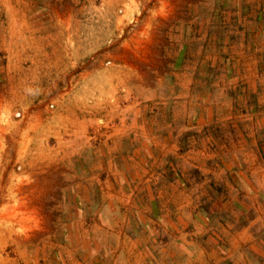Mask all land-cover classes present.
Listing matches in <instances>:
<instances>
[{"label": "rangeland", "instance_id": "374dc122", "mask_svg": "<svg viewBox=\"0 0 264 264\" xmlns=\"http://www.w3.org/2000/svg\"><path fill=\"white\" fill-rule=\"evenodd\" d=\"M112 1L0 0V264H264V0Z\"/></svg>", "mask_w": 264, "mask_h": 264}, {"label": "crops", "instance_id": "0c3cea01", "mask_svg": "<svg viewBox=\"0 0 264 264\" xmlns=\"http://www.w3.org/2000/svg\"><path fill=\"white\" fill-rule=\"evenodd\" d=\"M264 130V129H263ZM140 132H145L144 130H139ZM263 151V154H264V141L262 140L261 142H260V149H258V151ZM149 153H153V151H149ZM251 154H253V153H251ZM150 156H152V155H150ZM263 160H264V157L262 158ZM261 163H263V162H261ZM132 210H136V211H138L137 210V206H135L133 203L129 206ZM218 207H219V205H218ZM116 208V210H117V207H115ZM115 208H112V209H110V210H106V211H108V212H115L116 210H115ZM219 213H220V215H224L225 214V211L222 209V211H220V207H219ZM138 215V213L137 212H135V213H133V215L135 216V215ZM152 215V214H151ZM116 216V215H115ZM139 216V215H138ZM140 217V216H139ZM141 218V217H140ZM207 218V217H206ZM205 218V223L206 224H208V225H210V224H213V225H217L218 227H219V223H218V221L216 220V219H212V220H209V219H206ZM209 218V217H208ZM247 222V217L246 216H242V218H238L237 219V221L235 222V224H233L231 227H235V226H237V227H242L245 223ZM223 227V226H222ZM230 227V228H231ZM150 229H151V227H149ZM127 230V229H126ZM221 230V229H220ZM103 232V233H102ZM101 233L105 236V239H103V235H98V239L99 240H103L104 241V243H103V245H105L107 248H109V247H113V245L112 244H114V246H115V248H116V250L117 249H122V245H121V242L123 241V237H124V234H126V232L125 231H121L120 229H116V230H113V231H108L106 228H101ZM92 236L93 237H95L96 238V236H95V234H92ZM122 236V237H121ZM122 238V239H121ZM120 244V245H119ZM94 261V260H93ZM93 261L91 262V264H93ZM97 262H95L96 264H106L105 262H102V261H98V260H96ZM131 262V261H130ZM129 262V264H133V263H130ZM139 261H138V258H135L134 259V263L135 264H137ZM108 263V262H107Z\"/></svg>", "mask_w": 264, "mask_h": 264}, {"label": "bare ground", "instance_id": "6f19581e", "mask_svg": "<svg viewBox=\"0 0 264 264\" xmlns=\"http://www.w3.org/2000/svg\"><path fill=\"white\" fill-rule=\"evenodd\" d=\"M116 1L117 0L109 3V7L113 8L114 5L116 4ZM46 66H48V65H46ZM81 101L82 102H80V103L82 104L84 101H83V99ZM66 104L67 105L64 108L62 107V109L57 108V110H56V111H58L57 117H56L57 122H59V124L64 126L65 128L74 127V125L76 126V120H77V118H76L77 115L75 113V106L78 105V101L77 102L69 101ZM65 131H67V130H65ZM73 131L74 132H80L81 130H72V132Z\"/></svg>", "mask_w": 264, "mask_h": 264}]
</instances>
